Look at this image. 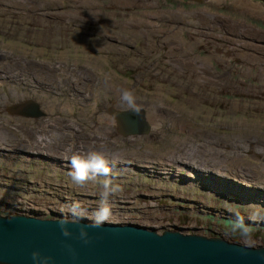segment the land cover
<instances>
[{
  "label": "rangeland",
  "instance_id": "obj_1",
  "mask_svg": "<svg viewBox=\"0 0 264 264\" xmlns=\"http://www.w3.org/2000/svg\"><path fill=\"white\" fill-rule=\"evenodd\" d=\"M23 1L26 8L0 0V213L92 219L105 177L74 184L69 158L123 151L120 162H110L107 179L117 190L108 198V221L264 245V201L244 193L264 192V0H249L259 11L236 0H146V7L133 0ZM191 63L206 69L184 66ZM105 79L134 90L136 104L163 103L160 113L169 119L160 134L123 137L116 122L101 120L110 106L130 109ZM29 100L40 116L11 111ZM173 120L185 122V131L170 127ZM177 151L199 166L195 179L153 157ZM220 151L221 158L211 156ZM218 171L234 180H225L222 192L211 184ZM74 202L81 217L69 212Z\"/></svg>",
  "mask_w": 264,
  "mask_h": 264
},
{
  "label": "water",
  "instance_id": "obj_2",
  "mask_svg": "<svg viewBox=\"0 0 264 264\" xmlns=\"http://www.w3.org/2000/svg\"><path fill=\"white\" fill-rule=\"evenodd\" d=\"M23 105L24 109L19 110ZM23 105L14 106L11 111L28 117L41 115L36 102L30 100ZM136 110L139 115L133 109H109L122 134L130 136L149 131L142 110ZM60 219H43L16 211L0 213V264H33V251L54 257V264H264V245L248 246L220 236L172 229L158 232L153 227L131 222L106 221L101 228H89L93 240L84 245L74 237L62 236ZM69 221L67 227L75 236L92 219L84 216ZM66 245L72 246L74 255Z\"/></svg>",
  "mask_w": 264,
  "mask_h": 264
},
{
  "label": "bare ground",
  "instance_id": "obj_3",
  "mask_svg": "<svg viewBox=\"0 0 264 264\" xmlns=\"http://www.w3.org/2000/svg\"><path fill=\"white\" fill-rule=\"evenodd\" d=\"M78 1V0H77ZM113 1V0H112ZM118 1V0H117ZM127 1V0H126ZM146 0H133V1H131V3H134V4H144V6H145V2ZM221 1V0H220ZM121 2V1H120ZM123 2V1H122ZM130 2V1H129ZM18 4L20 7H23V8H26L27 6H28V4L26 3V2H22V0H21V2L19 1H17V0H14V2L13 3H10V4ZM83 3V2H82ZM125 3V2H124ZM236 3L239 5V6H243V7H246V8H248V9H251L252 11H256V10H260V7L258 6V4H255V3H253V2H251V1H249V0H236ZM79 5V4H78ZM77 5V6H78ZM86 5V4H85ZM84 5V6H85ZM88 6H89V4H87ZM122 5V4H121ZM128 5V4H127ZM129 5H130V3H129ZM152 5V4H151ZM154 5H156V4H154ZM139 6V5H138ZM149 6V5H148ZM146 7V6H145ZM152 7V6H151ZM90 8V7H89ZM87 10V9H86ZM149 10V9H148ZM89 11V10H88ZM175 12V11H174ZM72 13V12H71ZM74 13V12H73ZM148 13V12H147ZM158 13V12H157ZM170 13V12H169ZM182 13H184L185 15H187V12H185V11H180V13L179 14H182ZM191 13V12H190ZM260 13V12H259ZM263 13V12H262ZM89 14V13H88ZM140 14V13H139ZM142 14V13H141ZM178 14V13H177ZM90 15V14H89ZM143 15H144V13H143ZM148 15V14H147ZM170 15H172V14H170ZM72 16V15H71ZM155 18V17H154ZM177 18H178V16H177ZM176 19V18H175ZM174 19V20H175ZM90 20V19H89ZM177 20V19H176ZM189 21V20H188ZM147 23H150V22H147ZM146 23V24H147ZM90 24V23H89ZM130 24H132V23H130ZM156 24V23H155ZM148 26H150V25H148ZM155 26V25H154ZM125 27V26H124ZM130 27H133V28H136L133 32H132V34L133 33H137V32H139L140 33V35L142 36L143 35V32H140V31H138L137 29V26H134V25H130ZM151 27H152V24H151ZM132 28V29H133ZM143 28V27H142ZM87 29V28H86ZM153 32H154V30H152ZM257 31V30H256ZM127 32V31H126ZM127 34V33H126ZM84 35H86V34H84ZM167 35H169V34H167ZM167 35H166V37H167ZM188 35V34H187ZM257 35V34H256ZM139 36V35H138ZM147 36H148V34H147ZM175 36V35H174ZM171 37H173V36H168V38H171ZM177 37V36H176ZM135 38H137V37H135ZM260 39V38H259ZM262 40V39H261ZM259 41V40H258ZM171 50H174V49H172L171 48ZM203 63V62H202ZM12 63H8V62H5V64H4V66H3V70H5V71H8V72H12L13 70L12 69H8L7 67L8 66H10ZM187 69L188 68H195V69H197V70H205L206 68L203 66V64H196V63H194V64H188V65H184ZM208 66V65H207ZM30 69V68H29ZM193 70V69H192ZM27 72H28V70H27ZM26 72V73H27ZM37 73V72H36ZM41 73V72H40ZM39 72H38V74L37 75H39L40 74ZM90 73V72H89ZM203 73V72H202ZM41 74H43V73H41ZM91 74V73H90ZM30 76V75H29ZM41 78V77H40ZM29 80V79H28ZM41 80V79H40ZM42 80H44V79H42ZM41 80V81H42ZM23 83V82H22ZM31 84V83H30ZM104 85H106V87H107V89L108 90H110V91H116V92H118L120 89H127L126 88V86L125 85H123V84H120V85H118V86H116L113 82H111V83H108L107 82V79H105L104 80V83H103ZM31 90V89H30ZM19 99H21L22 101H25L26 100V98L28 97V95H25L23 92H18V91H16V89H13V91H12ZM12 94V93H11ZM29 96H30V94H29ZM4 101V98H2L1 99V102H3ZM30 101V100H29ZM29 101H27V102H29ZM32 101V100H31ZM27 102H25V103H27ZM34 102V101H33ZM24 103V104H25ZM112 103V102H111ZM121 103V102H120ZM122 104V103H121ZM161 104L163 105V103H159V101H155V102H152V103H150V104H148V105H143V104H136V108L137 109H141L142 110V112H143V116H144V120L146 121V123L149 125V134L147 135V137H139L140 139H142V140H147V139H149V138H151V137H155V136H157L158 134H160V131H161V129L163 128V125H165L166 124V122L168 121V119L169 118H166L165 116H163L161 113H160V108H163V107H161ZM50 105V104H49ZM126 105V104H125ZM21 107V106H20ZM24 105L21 107V108H19V110H22V109H24ZM111 107V109L113 108L112 106H110ZM118 107H119V105H118ZM126 107L127 108H129L127 105H126ZM140 107V108H139ZM121 108V107H120ZM5 109H7V107L5 108ZM55 109V106H52V105H50V111L52 112L53 110ZM13 113H16V114H20V112H13ZM41 114H42V112H41ZM20 115H22V114H20ZM112 115V114H111ZM22 116H24V115H22ZM170 116V115H169ZM100 119L101 120H103V121H107L108 123H112V124H114L115 123V121H113V120H111V119H109L108 118V116L106 115V114H102L101 116H100ZM170 127H175V128H178V130L180 131V132H184L185 131V122H183V121H180V120H173L172 121V123H171V125H170ZM116 128H117V131H118V133H120L123 137H128L129 135H124V134H122L120 131H119V129H118V126L116 125ZM132 136H134V135H130L129 137H132ZM136 136V135H135ZM0 138H3V137H1L0 136ZM42 138V137H41ZM44 138V137H43ZM43 138L41 139V141H43ZM46 141H47V139L49 140V137L48 138H44ZM177 138H174L173 140H172V142L173 141H175ZM121 140V139H120ZM123 141V140H122ZM49 143H51L50 141H48ZM34 145H35V143H34ZM179 152H182V153H184V154H188V150H186L185 152H183V150H178ZM178 151L177 152H175V153H171V152H168V153H164V154H159V155H155V156H153L154 158H156L157 160H163L164 158H167L168 160H170V162H172V164L174 165L173 167L175 168V173H177V174H180V173H182V169H185V170H187L188 171V174H186L187 176H188V178H190L191 179V177H193L194 178V175H193V172L196 170V169H199L198 167H196V166H193V164H192V161H190V160H186L185 158L186 157H181V155L178 153ZM264 151H262V153H263ZM123 153V151H114V152H108L107 153V156H108V158H109V161L111 162V163H113V161L115 162L116 161V159L121 155ZM181 153V154H182ZM215 153V152H214ZM219 154H211V156L213 157V156H215L216 158H221L222 156H223V152H218ZM184 154H182V155H184ZM152 155V154H151ZM151 155H149V156H151ZM258 155V154H257ZM132 156H134L133 154H132ZM188 156H190V154L188 155ZM205 158H208L209 159V157H208V155L207 156H205ZM126 159V161L128 162V160H133L132 158H125ZM190 159H191V157H190ZM210 159H211V157H210ZM119 162H120V160L121 159H117ZM162 163V162H161ZM118 164V163H117ZM125 164V163H124ZM200 164V163H199ZM214 164V166H219L218 167V169L219 170H223V168H221L220 167V165H216L215 163H213ZM257 164V163H256ZM136 165V164H135ZM132 166V165H131ZM213 166V165H212ZM259 166H260V168H261V170H262V172L264 173V162L263 163H260L259 164ZM231 167V168H230ZM212 168H214V167H212ZM211 168V169H212ZM204 169V168H203ZM216 169V168H215ZM217 169V170H218ZM231 169H233V166H229V168H228V170L229 171H231L232 172V170ZM201 170V169H200ZM227 170V169H226ZM208 171V170H207ZM204 172V171H203ZM217 172V171H216ZM211 173V172H210ZM215 173V172H214ZM220 172L218 171V176H216L218 179H214V180H212L211 181V184H213V189H216V190H218V191H223V188H225V180H227V181H234L233 179H227V178H225L224 176H223V174H219ZM191 174V175H190ZM177 178V177H176ZM187 178V177H186ZM243 180H247V179H245V178H243L242 180H239L240 182H243ZM242 184V183H241ZM41 185V184H40ZM257 188H255V187H253V188H251V189H248V188H244V193H247V192H249V191H251V190H253V193H249L250 194V196H251V198L250 199H254V200H261V201H264V198H261V197H258V195H263V191H257L256 190ZM228 193H231V192H233L234 194V196H236V197H238V195H240L239 193H236V192H234V191H231V190H229V189H227L226 190ZM37 192V191H36ZM243 197V196H242ZM244 198V197H243ZM242 202V201H241ZM28 208H33V206H31V205H28ZM143 224V223H142ZM144 225V224H143ZM146 226V225H145Z\"/></svg>",
  "mask_w": 264,
  "mask_h": 264
},
{
  "label": "clouds",
  "instance_id": "obj_4",
  "mask_svg": "<svg viewBox=\"0 0 264 264\" xmlns=\"http://www.w3.org/2000/svg\"><path fill=\"white\" fill-rule=\"evenodd\" d=\"M120 102L126 104L130 109L136 111L139 115V111L136 110V96L134 90L131 89H120L119 90ZM107 115V114H106ZM108 118L115 121V116L108 115ZM114 162V161H113ZM69 164L71 171L69 175L72 182L78 186H83L89 180L97 177H105L102 181L103 191L101 192V201L98 208L92 215V222L90 225H83L78 229V233L75 234L67 227L70 221L67 219H60L58 221L60 231L63 237L66 239L75 238L82 242L84 245L92 243L93 237L89 234V228H101L105 225V222L109 220L111 216V206L108 204L109 196L117 189L112 186V182L107 177L110 175V161L101 151L90 150L85 154L79 153L71 154L69 158ZM69 212L73 217H81L83 215L82 210L78 203H73L69 207ZM69 253L75 254L74 249L71 245H66ZM31 259L33 264H54V257L42 255L39 251H33L31 253Z\"/></svg>",
  "mask_w": 264,
  "mask_h": 264
},
{
  "label": "flooded vegetation",
  "instance_id": "obj_5",
  "mask_svg": "<svg viewBox=\"0 0 264 264\" xmlns=\"http://www.w3.org/2000/svg\"><path fill=\"white\" fill-rule=\"evenodd\" d=\"M216 191H218V190H216ZM219 192H222V191H219ZM226 192H227V191H226ZM227 193H228V192H227ZM230 194H232V195H233L234 193H233V192H231Z\"/></svg>",
  "mask_w": 264,
  "mask_h": 264
}]
</instances>
